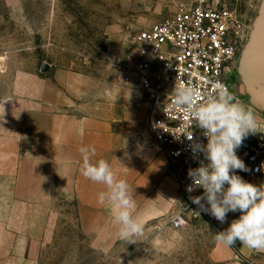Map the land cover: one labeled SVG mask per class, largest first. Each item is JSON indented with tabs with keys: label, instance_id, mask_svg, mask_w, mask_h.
I'll return each mask as SVG.
<instances>
[{
	"label": "rangeland",
	"instance_id": "rangeland-1",
	"mask_svg": "<svg viewBox=\"0 0 264 264\" xmlns=\"http://www.w3.org/2000/svg\"><path fill=\"white\" fill-rule=\"evenodd\" d=\"M196 1L0 0V119L35 105L38 97L59 102L71 95L72 85L61 81L62 73L119 74L114 59L127 49L132 28L149 27L181 3ZM210 1L236 10L245 24L235 100L257 121V132L245 140H264V0ZM48 204L30 227L44 233L35 241L40 264H214L224 257L216 232L241 215L229 212L224 223L215 219L175 228L168 214L148 215L141 202L133 216L143 223V233L136 243H126L118 236L112 207L91 235L80 222L74 194L61 193Z\"/></svg>",
	"mask_w": 264,
	"mask_h": 264
},
{
	"label": "crops",
	"instance_id": "crops-1",
	"mask_svg": "<svg viewBox=\"0 0 264 264\" xmlns=\"http://www.w3.org/2000/svg\"><path fill=\"white\" fill-rule=\"evenodd\" d=\"M60 78L72 85L71 95L59 102L38 97L35 105L0 119V264H40L35 241L44 233L30 227L39 223V209L56 195L78 198L80 222L88 234L107 218L111 203L99 201L107 187L81 174V148L89 149L92 163L106 160L117 179L129 184L134 210L144 202L148 215L168 214L176 197L167 159L147 127L142 91L124 84L119 74L62 73ZM221 248L224 257L214 264H259L264 259V251L239 240Z\"/></svg>",
	"mask_w": 264,
	"mask_h": 264
},
{
	"label": "built area",
	"instance_id": "built-area-1",
	"mask_svg": "<svg viewBox=\"0 0 264 264\" xmlns=\"http://www.w3.org/2000/svg\"><path fill=\"white\" fill-rule=\"evenodd\" d=\"M125 52L114 59L121 80L140 89L148 107L147 127L168 162L176 184V197L168 212L175 228L215 220L201 212L189 193V169L207 164L203 154L194 158L185 134L207 144V138L183 111L174 105L175 88L181 84L198 89L204 98L219 83L235 95L238 61L244 44L245 24L236 10L224 3L197 0L181 3L171 14L149 27L137 25L129 33ZM247 171L235 170L245 181L264 184V140L248 137L237 150ZM195 212H199V215ZM264 264V259L259 263Z\"/></svg>",
	"mask_w": 264,
	"mask_h": 264
},
{
	"label": "clouds",
	"instance_id": "clouds-1",
	"mask_svg": "<svg viewBox=\"0 0 264 264\" xmlns=\"http://www.w3.org/2000/svg\"><path fill=\"white\" fill-rule=\"evenodd\" d=\"M174 92V105L183 109L207 138L205 145L194 140L192 133L185 134L192 142L193 157L203 154L208 161L206 165L200 162L199 167L189 169L192 183L186 190L192 193L203 189L202 195L189 199L201 212L210 213L220 223L225 222L229 212L241 213L226 230L216 232L214 239L218 244L230 247L239 240L244 247L264 251V184L254 185L235 174V170H248L237 150L250 133L257 132L256 118L219 83L214 84V91L203 101L198 99L201 93L193 86L181 84ZM80 151L83 156L81 174L107 187L106 192L99 194V201L111 203L119 238L126 243H136L143 233V223L133 216L136 202L129 184L117 179L106 160L92 163L89 149ZM91 154H95V149Z\"/></svg>",
	"mask_w": 264,
	"mask_h": 264
}]
</instances>
